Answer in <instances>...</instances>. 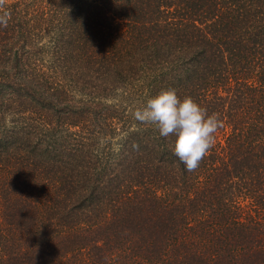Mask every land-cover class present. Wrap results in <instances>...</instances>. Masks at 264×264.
<instances>
[{"label": "trees", "instance_id": "obj_1", "mask_svg": "<svg viewBox=\"0 0 264 264\" xmlns=\"http://www.w3.org/2000/svg\"><path fill=\"white\" fill-rule=\"evenodd\" d=\"M5 6L0 264H264V0ZM169 88L223 120L192 172L133 116Z\"/></svg>", "mask_w": 264, "mask_h": 264}, {"label": "clouds", "instance_id": "obj_2", "mask_svg": "<svg viewBox=\"0 0 264 264\" xmlns=\"http://www.w3.org/2000/svg\"><path fill=\"white\" fill-rule=\"evenodd\" d=\"M9 13L5 0H0V25L6 26ZM134 119L153 125L160 137L175 135L174 154L187 171H195L214 147L216 133L223 127L219 113L208 114L190 95L182 99L174 88L162 90L135 109Z\"/></svg>", "mask_w": 264, "mask_h": 264}, {"label": "rangeland", "instance_id": "obj_3", "mask_svg": "<svg viewBox=\"0 0 264 264\" xmlns=\"http://www.w3.org/2000/svg\"><path fill=\"white\" fill-rule=\"evenodd\" d=\"M6 1L11 2L13 0H6ZM134 92L135 91H132V93L129 94L127 93V90H123V91H118L117 95L119 98L124 96L125 102L128 105L130 99L134 97ZM101 102L108 105L109 109H112L111 103L118 104V102L114 99L113 100L104 99ZM121 104L124 106L125 109L127 108L126 105H124L123 103ZM131 111H133V109H131ZM105 129H106V133L102 131L98 135H96V142L94 143V150H96V152L93 153L97 158H99L104 163L108 159H110V157L114 152L120 150L119 143L121 142L122 139L121 134L116 135V132H114L112 128L109 129L108 127H105Z\"/></svg>", "mask_w": 264, "mask_h": 264}]
</instances>
